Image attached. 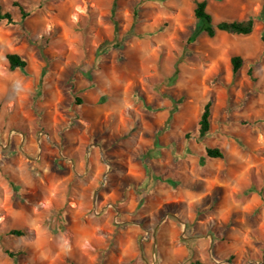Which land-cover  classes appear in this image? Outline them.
I'll use <instances>...</instances> for the list:
<instances>
[{
    "label": "rangeland",
    "instance_id": "obj_1",
    "mask_svg": "<svg viewBox=\"0 0 264 264\" xmlns=\"http://www.w3.org/2000/svg\"><path fill=\"white\" fill-rule=\"evenodd\" d=\"M195 1L0 0V264H264V0Z\"/></svg>",
    "mask_w": 264,
    "mask_h": 264
},
{
    "label": "trees",
    "instance_id": "obj_2",
    "mask_svg": "<svg viewBox=\"0 0 264 264\" xmlns=\"http://www.w3.org/2000/svg\"><path fill=\"white\" fill-rule=\"evenodd\" d=\"M20 12L21 19H25L28 13L19 4H15ZM193 16L199 24L203 23V31L209 38H213L217 32H224L236 36H249L254 29L253 18L244 20H224L214 23L211 15L207 11V0H196L193 7ZM7 22L12 24L14 17L11 12L4 11L0 4V23ZM261 41L264 43V35H261ZM7 61L10 71L20 70L24 71L27 67V61L21 58L17 54H8ZM242 58L239 56H233L230 58L231 71L233 75H236L242 67ZM42 72V76H43ZM211 102H207L200 114L198 121L197 135L199 138L207 136L210 130L211 122ZM206 156L211 159H222L223 153L218 148H206ZM11 234L21 236L23 233L20 230H13ZM11 256H14L12 252H9ZM199 264V262H196Z\"/></svg>",
    "mask_w": 264,
    "mask_h": 264
}]
</instances>
